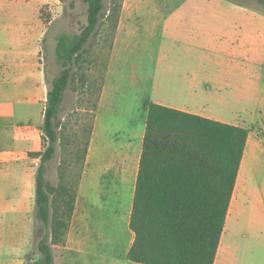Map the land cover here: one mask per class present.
<instances>
[{
    "label": "crops",
    "instance_id": "0c3cea01",
    "mask_svg": "<svg viewBox=\"0 0 264 264\" xmlns=\"http://www.w3.org/2000/svg\"><path fill=\"white\" fill-rule=\"evenodd\" d=\"M221 7L230 10L232 5L178 6V10L193 12L182 17L180 29L176 31L180 35L178 44L188 46L189 53L156 52L138 56L127 52L125 44L130 41L128 34L137 32L135 16L140 9L129 0L122 5L67 242L54 247L55 264H144L130 260L128 252L135 239L130 220L151 102L245 126L241 121L227 120L225 110L213 107V101L225 104V94L229 90L228 86L214 84L215 64L221 63V57H232V53L229 56L231 43L241 40L246 43L245 31L236 33L233 30L237 28L236 23L213 13ZM244 8L250 10L247 6ZM36 14L34 33L32 28L27 35L34 45L17 53L13 59L14 69L8 66L5 50L0 44V182L13 179L10 185L13 191L0 193V204L5 206L13 197L15 206L22 207L27 193L34 196L33 202L35 199V176L40 159L31 157L29 152L42 147L41 127L50 86V83L46 86L47 73L38 61V40L44 31L39 25L38 8ZM160 25L153 21L146 26V31L155 32L160 27L165 30L167 25ZM195 44H201L202 53ZM237 52L235 50L234 54ZM115 75L132 76L131 85L146 93V98H141L135 106L138 118L132 116L119 122L118 116L109 117L107 102L113 99L118 87L114 84ZM37 105L41 106L43 120L32 123L31 107ZM258 109H263L258 110V123L261 124L264 122V103L258 105ZM245 157L258 158L264 171V137L253 136L252 131L248 137L215 264H258L257 231L254 232L257 224H237L234 216L236 211L244 216L258 211V201L264 199V174L260 184L246 183V175L241 173ZM6 186L3 184L0 189H6ZM3 210L4 213H16L17 217L27 216L22 208ZM20 237L15 244L24 239L23 230H20ZM7 245L5 248H9Z\"/></svg>",
    "mask_w": 264,
    "mask_h": 264
},
{
    "label": "rangeland",
    "instance_id": "374dc122",
    "mask_svg": "<svg viewBox=\"0 0 264 264\" xmlns=\"http://www.w3.org/2000/svg\"><path fill=\"white\" fill-rule=\"evenodd\" d=\"M104 2L106 17L97 35L86 44L79 63L73 67L72 81L62 106L60 140L56 156L49 162L47 171V177L55 185H58L62 178L69 184L79 183V174L85 163L84 149L86 141L91 140L101 101L106 67L116 33L115 22L121 13L119 7H122L126 0ZM129 2L140 10L135 16L137 32L128 34L130 41L125 44V49L138 56L156 52H167L171 55L190 52L188 46L178 44L177 38L180 35L176 34V31L180 29L178 26L182 17L193 12L178 10L179 5L231 4L230 10L221 7L220 11L213 13L221 19H230L232 24L236 23L237 28L233 29L236 33L245 31L246 43L243 44L242 40L231 43L229 56L232 53V57H221V63L215 64L214 84L228 86L229 90L225 94V104H215L216 101H213V107L225 110L227 120L245 123L244 127L249 128L253 136L264 137V122L258 123V110L263 111L258 109V105L264 103V8L251 0H129ZM243 5L250 10L246 11ZM36 8L40 28L44 31L38 40V61L42 64L40 68L44 73L46 70L48 78L46 86H49L50 81L62 70L57 55L59 36L61 34L75 36L85 27L88 6L84 0H0V44L5 50L8 66L12 69L15 68L13 59L17 53L25 47L34 45V41L27 39V35L32 28L34 33L37 21ZM224 13L226 15L222 16ZM153 21H158L160 26L167 25L165 30L160 27L155 32L146 31V26ZM195 45H198L199 52L202 53L201 44ZM235 50L238 51L236 55ZM192 51H196L195 48H192ZM132 79V76L127 75L113 77L114 84L118 87L113 99L107 102V113L109 117L118 116L119 122L126 121V118L132 116L138 118L135 106L141 98H146V93L139 92L131 85ZM31 108L32 123L40 119L42 121L41 106ZM44 147L45 140L42 139V147L38 151L44 150ZM242 172L246 175V183L251 185L260 184L261 176L264 174L262 164L258 163V158L255 157H245ZM12 181L13 179H8L7 182H0L1 188L3 184L7 185L6 189H0V193L13 191L10 188ZM33 197L27 193L22 207L15 206L13 197L9 198L8 206L0 204V264H21L31 257L39 256L36 251L38 223L35 218ZM261 201H258V211L255 210L251 214L248 212L245 215L247 218L238 211L234 215L237 224L238 222L257 224L254 232L257 231L258 264H264V203ZM15 207L22 208L27 216L17 217L16 213L2 211V208L12 211ZM20 230H23L24 239L21 243L15 244L16 240L20 241ZM6 243L9 248H5ZM236 243L238 244V238Z\"/></svg>",
    "mask_w": 264,
    "mask_h": 264
},
{
    "label": "trees",
    "instance_id": "16d2710c",
    "mask_svg": "<svg viewBox=\"0 0 264 264\" xmlns=\"http://www.w3.org/2000/svg\"><path fill=\"white\" fill-rule=\"evenodd\" d=\"M84 1L88 6L85 27L75 36L61 34L58 39L62 70L47 92L41 127L44 150L29 152L40 158L35 176L39 256L25 264H55L54 246L66 244L74 214L79 183L69 184L62 178L55 185L47 171L56 156L60 114L73 67L106 17L104 0ZM251 1L264 8V0ZM250 132L241 125L150 103L130 220L135 234L130 260L215 264Z\"/></svg>",
    "mask_w": 264,
    "mask_h": 264
}]
</instances>
